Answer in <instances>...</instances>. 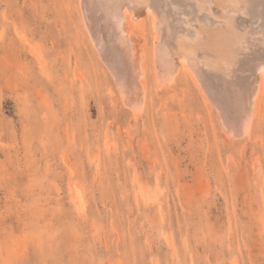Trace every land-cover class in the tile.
Wrapping results in <instances>:
<instances>
[{"label": "rangeland", "instance_id": "374dc122", "mask_svg": "<svg viewBox=\"0 0 264 264\" xmlns=\"http://www.w3.org/2000/svg\"><path fill=\"white\" fill-rule=\"evenodd\" d=\"M78 1L0 0V264H264V114L227 136L151 66L135 117Z\"/></svg>", "mask_w": 264, "mask_h": 264}, {"label": "bare ground", "instance_id": "6f19581e", "mask_svg": "<svg viewBox=\"0 0 264 264\" xmlns=\"http://www.w3.org/2000/svg\"><path fill=\"white\" fill-rule=\"evenodd\" d=\"M79 1L93 45L135 117L147 112L151 66L158 88L177 84L188 69L227 136L253 138L264 114V0ZM146 16L151 47L137 27Z\"/></svg>", "mask_w": 264, "mask_h": 264}]
</instances>
